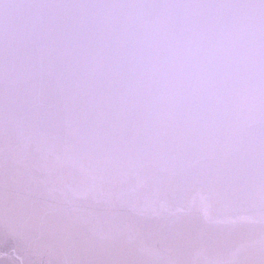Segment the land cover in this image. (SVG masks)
<instances>
[{"label":"snow or ice","instance_id":"obj_1","mask_svg":"<svg viewBox=\"0 0 264 264\" xmlns=\"http://www.w3.org/2000/svg\"><path fill=\"white\" fill-rule=\"evenodd\" d=\"M0 264H264V0H0Z\"/></svg>","mask_w":264,"mask_h":264}]
</instances>
